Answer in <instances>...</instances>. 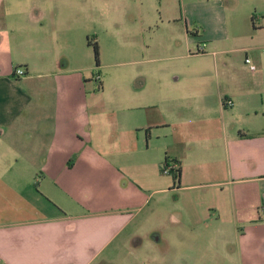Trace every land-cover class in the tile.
<instances>
[{"label":"crops","instance_id":"0c3cea01","mask_svg":"<svg viewBox=\"0 0 264 264\" xmlns=\"http://www.w3.org/2000/svg\"><path fill=\"white\" fill-rule=\"evenodd\" d=\"M241 1L143 25L187 64L118 82L106 117L72 16L105 0H0V264H264V17Z\"/></svg>","mask_w":264,"mask_h":264},{"label":"rangeland","instance_id":"374dc122","mask_svg":"<svg viewBox=\"0 0 264 264\" xmlns=\"http://www.w3.org/2000/svg\"><path fill=\"white\" fill-rule=\"evenodd\" d=\"M86 0H74V2H84ZM246 1V0H244ZM244 1L239 4L238 11L234 16L237 21L250 22L252 14L256 16L255 21L264 17V2L258 4L261 11L255 10L249 4L246 6ZM247 2V1H246ZM245 2V3H246ZM90 3L88 4V6ZM180 0H105L103 9L86 8L73 9L72 16L75 17L74 22L77 26L79 34L88 45V39L91 43L96 42L98 48V65L94 57L92 44L88 45L90 53V63L92 68L88 71L89 86L99 92L95 93L99 102L98 111L106 117L117 113L115 104L112 101L116 92L118 82L137 81L140 79L155 80L156 75L164 74L169 79L175 76L174 69L186 66L185 59L179 61L175 59L177 54L187 51V46L158 45L157 49H147L146 41H149V32L141 30L146 23L154 22V18L159 16L163 11L164 16H176L181 10ZM229 23L231 16H226ZM75 25V24H74ZM149 38V39H148ZM161 39H164L161 36ZM198 45H202L199 43ZM251 46L255 48L252 55L255 58L264 56V36L258 38ZM178 47V48H177ZM154 57L155 59H150ZM254 62V61H253ZM257 65L256 62H254ZM98 74L99 78L95 79ZM97 75V76H98ZM207 79H211L208 77ZM100 83L102 87H100ZM91 95V93H90ZM169 161H171L169 159ZM170 175L172 174H164ZM139 252V251H138ZM140 253V252H139ZM151 256L155 257L154 262L150 264H161V249L155 247L151 252ZM128 257V256H127ZM144 260L142 256H138L135 263ZM139 264H149L141 262Z\"/></svg>","mask_w":264,"mask_h":264},{"label":"built area","instance_id":"2783aa9c","mask_svg":"<svg viewBox=\"0 0 264 264\" xmlns=\"http://www.w3.org/2000/svg\"><path fill=\"white\" fill-rule=\"evenodd\" d=\"M200 50H201V48L198 49V51H200ZM244 61H245V63H247L249 65L250 70H254L255 69V66L252 64L251 60L248 57H245ZM14 74L17 75V76L24 74L23 68L16 67L14 69ZM97 78H99V77L97 76L96 79ZM225 103H226V105H230L231 101L227 100ZM177 167L178 166H177V164L175 162L168 161L167 163H162L161 164L160 170H161V172L163 174H173Z\"/></svg>","mask_w":264,"mask_h":264},{"label":"trees","instance_id":"16d2710c","mask_svg":"<svg viewBox=\"0 0 264 264\" xmlns=\"http://www.w3.org/2000/svg\"><path fill=\"white\" fill-rule=\"evenodd\" d=\"M92 44V47H93V51H94V57H95V60L97 62V65H98V48H97V43L96 42H93L91 43L90 40L88 39V45ZM169 160L166 158L164 159V161L162 163H167ZM173 162H175L177 164V168L175 170V172L172 174L173 175V178L174 180L177 182L178 181V178H179V173H180V166H179V163L176 162L175 160H171Z\"/></svg>","mask_w":264,"mask_h":264}]
</instances>
